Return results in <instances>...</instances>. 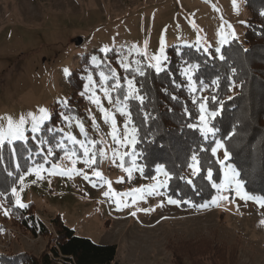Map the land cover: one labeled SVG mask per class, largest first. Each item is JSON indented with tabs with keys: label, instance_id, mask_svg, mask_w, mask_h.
I'll list each match as a JSON object with an SVG mask.
<instances>
[{
	"label": "rangeland",
	"instance_id": "rangeland-1",
	"mask_svg": "<svg viewBox=\"0 0 264 264\" xmlns=\"http://www.w3.org/2000/svg\"><path fill=\"white\" fill-rule=\"evenodd\" d=\"M249 18L244 0H236L235 7L233 0H0V117L17 120L30 112L39 115L41 107L51 116L63 112L65 106L58 101H68L72 93L69 75L63 70L79 72L83 92L92 71L81 64L82 57L100 52L103 47L118 53L138 45L140 52L152 56L159 54L163 37L165 55L172 46L221 49L235 38L242 40ZM221 34L227 38L226 43H221ZM96 81L99 83V78ZM81 92V106L87 118L96 117L98 131L93 130L89 118L81 121L96 141H103L98 145L106 155L92 168L82 161L75 167L86 172L97 186L93 187L82 175L49 176L45 172L44 179L39 180L26 173L35 163H43V157L32 162L22 174L24 181L19 180L16 186L22 203L31 205L23 212L27 226L13 224L14 218L5 217L0 210V255L40 256L57 236L54 219L58 217L78 237L99 245H116L119 264H264V207L236 196L234 190L221 193L229 199L216 205L181 209L167 202L163 188L159 195L135 193V204H130V197H124L118 210L114 198L103 195L108 185L92 176L93 168L102 172L115 192L122 194L154 185L165 177L155 173L157 180H153L141 175L137 158L133 161L132 145L114 144L111 125L103 122L97 107ZM199 97L203 102V90ZM103 103L112 109L107 100ZM116 119L122 138L125 117L117 113ZM0 122L6 124V120ZM62 128L83 139L74 122L71 128L64 122ZM26 135L32 138L30 131ZM113 148L129 153L123 163L133 169L130 176L119 167L121 160L113 157ZM61 154L54 163L61 169H70L71 161ZM78 155L82 153L78 151ZM218 155L222 158L223 150ZM52 163L50 157L46 167ZM187 176H192L189 168ZM125 203L130 206L124 207ZM4 204L2 208H7ZM137 208L150 211L130 215ZM38 221L45 226L47 236L38 232ZM206 247L219 250L222 259H202L200 254Z\"/></svg>",
	"mask_w": 264,
	"mask_h": 264
},
{
	"label": "trees",
	"instance_id": "trees-1",
	"mask_svg": "<svg viewBox=\"0 0 264 264\" xmlns=\"http://www.w3.org/2000/svg\"><path fill=\"white\" fill-rule=\"evenodd\" d=\"M244 7L249 11L250 18L242 40L235 38L229 41L221 48L220 53L214 48H207L208 52L205 53L199 47V51L192 46L169 47L166 53L168 59L164 61L167 71L156 74L154 69L148 68L144 77L136 76L141 94L146 99L143 106L136 101L130 102L133 122L138 129L137 142L132 145V151L135 152L137 164L143 168L141 175L146 179L155 175L157 164L166 166V170L172 174V179L163 190L168 198L190 200L195 205L208 203L216 190L203 178L206 176V169L213 168V179L217 183L222 178L220 166L215 164L210 151L199 152L201 146L210 147L212 138L205 141L197 130L187 127L189 123H199V104L202 102L199 93L203 90V102L208 111L218 112L211 119V124L218 129L215 139L223 140L231 154L228 163L240 173L244 191L249 196L264 199V0H244ZM93 55L103 59L102 53L92 52L82 57L81 64L90 68L95 80H98V68L91 64ZM220 55L224 59L221 60ZM137 58L143 60L144 64L148 63L142 56ZM116 59L117 53L114 50L108 53V61L111 62V67L116 68L123 83V77L127 74L119 67ZM185 62L199 65L193 73V81L198 89L195 93L189 89L186 77L181 75ZM99 69L107 71V66L102 64ZM67 80L72 93L63 112L77 116L80 120H88L81 106L82 98L78 95L82 91L83 79L78 71H74ZM213 80L218 83L213 85ZM203 85L208 87L204 88ZM172 96L177 99H171ZM212 96L216 97L215 101L211 99ZM145 113L149 116L147 120L144 119ZM59 114L54 112L47 127L62 128L64 121ZM86 131L88 132L87 128ZM88 135L95 140V136L89 132ZM40 136L49 143L41 146L39 140L29 136L26 141H16L0 147V192L7 197L0 198V202L3 201L11 209L9 216L14 218L13 224L25 228L27 218H24L23 209L12 207L14 196L11 189L18 185L19 177L28 166L43 157L38 155L41 148L46 152L49 146L53 147V162L63 153L55 148L62 133L43 132ZM99 148L100 145L97 144V149ZM194 151L198 152L203 168L197 176L188 177L187 164ZM99 158L98 156L97 163L93 166L98 165ZM125 162L128 163L127 158ZM188 179H193L195 188L186 182ZM192 204L181 203L178 206L189 209L193 207ZM26 208L30 209L31 205ZM37 225L38 232L47 236L45 226L40 221ZM54 226L57 236L40 256L2 254L0 264H119L116 261V245H99L88 238L78 237L60 223L58 217L54 219ZM30 229L35 233V227ZM219 253L216 248L206 247L200 255L204 260H221L222 254Z\"/></svg>",
	"mask_w": 264,
	"mask_h": 264
},
{
	"label": "snow or ice",
	"instance_id": "snow-or-ice-1",
	"mask_svg": "<svg viewBox=\"0 0 264 264\" xmlns=\"http://www.w3.org/2000/svg\"><path fill=\"white\" fill-rule=\"evenodd\" d=\"M236 0H233V5L235 7ZM264 15V13H262ZM194 26V25H193ZM230 27V26H229ZM233 38H235V33H232ZM227 38L221 34V43H226ZM199 43V40L197 41ZM147 47V42H145V49ZM192 47H196L193 45ZM197 51L200 49L197 47ZM205 53L208 52L207 48L203 49ZM113 51L108 47H103L100 49V53L103 54V59L98 58L96 55L91 57V64L95 68H101V65L104 64L107 66V71L100 70L97 75L99 78V83L94 79L92 73L87 75V83L84 84V91L81 92V95H87L89 101L94 104L99 112L102 115L103 122L105 124L111 125V137L114 144L120 147H127L128 145H135L137 142V132L138 129L136 128L133 118L132 112L130 109V102L136 101L140 106H143L145 103V95L141 94L140 86L136 82V76L144 77L146 75V69L151 68L154 69L156 74L161 72L167 71V68L164 65V61L168 58L165 55L164 50V39L161 38L160 41V49L158 55L148 56L147 52H140L138 45H133L131 48L125 50L121 49L120 52L117 53L118 64L119 67L126 73L123 77V83L119 74L117 73L116 68L111 67V62L108 61V53ZM126 51V54H125ZM221 49L218 47L216 49L217 53H220ZM179 54V51H178ZM136 56H142L144 60L149 61L147 64H144L143 60L136 59ZM219 58L222 60L224 59L223 55H220ZM186 66L181 69V75L186 77L188 81L189 89L195 93L198 89L195 87L193 81V73L195 70L198 69V64H193L189 62H185ZM135 65V67H133ZM64 74L66 76L70 75V71L65 68ZM235 72V69H233ZM111 81V83H109ZM175 83V81H173ZM202 83V82H201ZM218 81L213 80L212 84L216 85ZM176 87H181V85H176ZM204 88H207L208 85H203ZM102 97L101 98V94ZM171 99H177L176 96H172ZM207 98H204L206 100ZM211 99L213 101L216 100L215 96H212ZM103 100H107L108 104L112 105V109H108L104 107ZM196 102L195 100L193 101ZM58 104L67 107L68 102L67 100L58 101ZM39 115L34 113H28L27 115H20L17 120H14L11 116L8 117H0V121L6 120V124L0 122V147L4 146L5 144H14L16 141H26L28 136L26 135L27 132L30 131L32 134V139L39 140V144L43 146L44 144L49 143V141L42 139L40 134L43 132L47 133H62L61 139L57 141L55 144L56 149H60L64 156L69 159L72 163V167L70 169H61L56 165L54 162L51 164V167L48 168L46 165L49 164V158L54 155V149L52 146H49L44 152V149L41 148V152L38 155H43V163H35L34 166L29 167L27 169V174H34L35 177L39 180L44 179V173L46 172L49 176L51 175H62L72 177L73 175H82L85 180H89L92 183L93 187H96V183L91 180L89 175L82 170H79L75 167V165L82 161L85 166L88 168H92L93 165L97 163L98 156L100 158L105 157L106 151L103 147L97 149L98 143H103V141H96L89 137L88 132L85 129L84 123L77 117L71 114H65L61 112L60 118L65 122V124L71 128L73 122L75 126L79 130V134L83 137V139H78L76 135H74L71 131H64L63 128L56 129L54 127H47V123L52 119L51 114L46 108H39L38 110ZM187 113V109H185ZM199 123H189L187 127L189 129L197 130L203 140L209 141L211 139L210 147L201 146L199 148V152H209L211 153V157L215 158V164L220 166V171L223 173V180L217 183L213 179V168L208 167L206 169V176L203 178L210 184L212 189H215L217 195H213L211 197L210 204L204 203L200 205L192 204L190 200H178L172 199L171 197L168 198V203L172 205H179L181 203L192 204L193 207L198 208H206L210 205H216L218 201L221 200H228L229 197L227 195H222L221 193L225 191H235V195L241 197L245 200H254L260 204L261 207H264V199H258L255 196H249L247 192L242 191L243 183L240 180V173L236 170V168L231 164L228 163L230 160V152L225 146L223 140L215 139L218 129H216L211 124V119L215 118L218 114L217 111H208L205 106L204 102L199 104ZM119 113L121 116L125 117L124 124H123V136L122 138L118 135V126H117V119L116 114ZM91 121V126L93 130L99 129V125L97 124L95 116L88 117ZM149 118L148 114H144V119L147 120ZM131 126V128H130ZM130 129V130H129ZM234 134V133H233ZM67 142V143H66ZM68 144L72 145L71 148L68 147ZM223 150L222 158L218 155V152ZM78 151L82 153V155H78ZM113 157L119 156L121 163L119 167L125 171L126 173L131 175L132 168L125 167L123 163V159L125 156H128L129 153L124 151L121 153L118 148H113L112 150ZM133 161L136 159L135 152L132 153ZM211 163V161H209ZM19 167V165H17ZM187 167L191 170L192 177L197 176L202 171V164L199 158L198 152H192L190 156V162L187 164ZM139 171L143 172V168H139ZM155 171L157 174H162L165 179L164 180H157L156 176H153V180H157V183L154 185L132 189L127 193H118L115 192L111 187V182L104 179L103 174L101 171L93 168L92 176L96 178V180L102 181L104 184L108 185V191H105L103 195L105 197H112L113 202L116 204L117 209L121 208V200L124 197H130V204H135L137 201L134 198L135 193H143L146 192L147 195L152 194H161L159 192L160 189L166 188L168 186L169 180L172 179V174L166 170V166L164 164H157ZM20 181L23 182L25 179L24 175L19 177ZM184 179V177H181ZM119 182H124L123 180ZM189 185L195 188L193 183V179H188L186 181ZM234 186V187H233ZM12 196L15 197L14 203L12 207L24 209L28 207V205L22 203L20 194L16 187L11 189ZM0 198L7 199L5 193L0 192ZM130 204L125 203L123 206L128 207ZM162 206V204H161ZM0 210H3L5 216H9L11 209L10 208H2L0 205ZM154 210V209H152ZM138 211L148 212L149 209H139L137 208L136 211H132L130 215L136 216ZM264 224V221H261Z\"/></svg>",
	"mask_w": 264,
	"mask_h": 264
},
{
	"label": "built area",
	"instance_id": "built-area-1",
	"mask_svg": "<svg viewBox=\"0 0 264 264\" xmlns=\"http://www.w3.org/2000/svg\"><path fill=\"white\" fill-rule=\"evenodd\" d=\"M25 211V209H23V212ZM36 224V223H35ZM35 224H34V226L33 227H35Z\"/></svg>",
	"mask_w": 264,
	"mask_h": 264
}]
</instances>
